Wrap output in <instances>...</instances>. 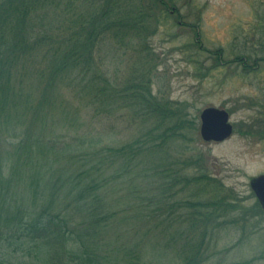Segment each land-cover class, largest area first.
I'll return each instance as SVG.
<instances>
[{
  "label": "trees",
  "instance_id": "obj_1",
  "mask_svg": "<svg viewBox=\"0 0 264 264\" xmlns=\"http://www.w3.org/2000/svg\"><path fill=\"white\" fill-rule=\"evenodd\" d=\"M145 1L0 0V264H144V238L120 245L114 239L120 224L104 198L108 185L141 176L163 180L150 201L157 225L181 220L192 226L172 236L174 245L184 246L174 264H213L211 231H191L234 212L233 195L216 178L190 174L201 158L179 163L167 156L169 164H145L186 137L184 128L196 129L169 100L153 94L147 40L174 7ZM102 43L137 55L129 75L118 78L104 67ZM125 110L131 121L154 127L146 124L121 147L106 131L71 132L82 111L107 122ZM57 114L61 124L65 119L62 127L52 120ZM63 127L67 134L58 130ZM185 190L191 195L177 200ZM165 228L152 242L172 250L161 242Z\"/></svg>",
  "mask_w": 264,
  "mask_h": 264
},
{
  "label": "rangeland",
  "instance_id": "obj_2",
  "mask_svg": "<svg viewBox=\"0 0 264 264\" xmlns=\"http://www.w3.org/2000/svg\"><path fill=\"white\" fill-rule=\"evenodd\" d=\"M164 1L174 7V14L157 26L153 25L152 30L157 28L158 31L147 40L154 56L148 66L151 68L152 90L154 95L169 100L181 114L193 121L196 129L184 128L181 133L186 137L181 136V141L178 139L171 146H166L165 152L155 158L148 157L145 164L154 166L166 161L169 164L167 156L179 163L201 158L200 165L190 168V174L216 178L224 185L226 194L233 195L230 198L237 209L228 215H218L222 217L216 224L209 221L210 225L205 229L200 226L192 230L191 235H206L204 231H211L207 237L214 252L210 263L264 264V214L251 188V180L264 174V141L256 132L240 131L241 124L253 126L259 119L256 108L240 105L255 97L257 80L264 75L259 71L247 75L236 63L241 58L252 63L256 57H264V0ZM145 2L153 3L150 0ZM99 46V54L106 60L104 67L116 77L129 75L131 68L136 66L137 55L130 48L119 50L118 45L112 43L115 49L105 43ZM73 104L78 105L77 102ZM207 107L225 108L230 112L235 132L227 141L217 144L203 142L200 118ZM129 115L127 110L119 111L114 120L97 122L82 111L76 130L71 129V132L85 133V136L106 131L115 140V147H121V144L136 138L147 124L137 119L131 121ZM60 118L59 114L52 118L55 126H64L65 119L61 124ZM110 121L112 123L108 125ZM47 124L50 128V118ZM147 125L153 128L155 124L149 122ZM67 128L58 130L67 134ZM68 138L64 139L68 141ZM177 164L173 166L176 168ZM122 181L125 184L117 181L108 185L104 194L111 211L116 214V223L120 224L114 231V239H120L119 244L124 246L138 244L144 238L145 244L140 249L144 264H174L176 253L180 254L184 246L182 241L174 245L172 236L176 234L175 230L191 229L192 226L183 225L181 220L170 225H157V218L151 215L150 209L155 205L151 202L156 201L155 191L163 183L162 179L141 176L132 182ZM189 195L191 192L185 190L176 199H187ZM191 199L195 200L194 197ZM201 199L206 201L209 197ZM125 217L130 219L122 223ZM163 227L166 231L161 242L172 250L152 242V235L164 231Z\"/></svg>",
  "mask_w": 264,
  "mask_h": 264
},
{
  "label": "water",
  "instance_id": "obj_3",
  "mask_svg": "<svg viewBox=\"0 0 264 264\" xmlns=\"http://www.w3.org/2000/svg\"><path fill=\"white\" fill-rule=\"evenodd\" d=\"M233 134V125L227 111L215 107H207L201 114L200 135L206 142H223ZM251 188L264 211V174L251 180Z\"/></svg>",
  "mask_w": 264,
  "mask_h": 264
},
{
  "label": "flooded vegetation",
  "instance_id": "obj_4",
  "mask_svg": "<svg viewBox=\"0 0 264 264\" xmlns=\"http://www.w3.org/2000/svg\"><path fill=\"white\" fill-rule=\"evenodd\" d=\"M261 58L262 59H260L259 57H256L252 63L247 62V58H241L236 63L242 67L243 71L247 75L252 74L253 72H257V73L262 72V74L264 75V63H261L262 61L264 62V57H261ZM257 87L258 89H257V94L255 95V97L251 98L249 102L245 101V104L240 105V106H243V108H256L258 110L259 119L256 122V124L253 126H248L245 123L241 124L242 129L240 131L242 133L245 132L248 134H251V131L256 132L260 135L261 140L264 141V78H259L257 80ZM223 109L226 110L225 108ZM227 112L230 116V122H231L230 112L229 111ZM231 124L233 125L232 122ZM234 132H235V127L233 125V135H234ZM260 210L264 214V211L261 206H260Z\"/></svg>",
  "mask_w": 264,
  "mask_h": 264
}]
</instances>
